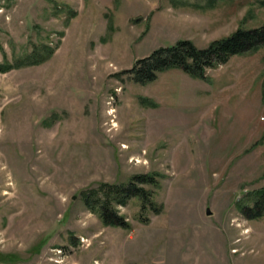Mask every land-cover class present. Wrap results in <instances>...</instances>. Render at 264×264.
<instances>
[{"label": "rangeland", "instance_id": "rangeland-1", "mask_svg": "<svg viewBox=\"0 0 264 264\" xmlns=\"http://www.w3.org/2000/svg\"><path fill=\"white\" fill-rule=\"evenodd\" d=\"M262 25L264 0H0V264H264L241 209L264 189V46L204 79L128 72ZM139 174L158 213L132 198L124 228L85 204Z\"/></svg>", "mask_w": 264, "mask_h": 264}, {"label": "trees", "instance_id": "trees-1", "mask_svg": "<svg viewBox=\"0 0 264 264\" xmlns=\"http://www.w3.org/2000/svg\"><path fill=\"white\" fill-rule=\"evenodd\" d=\"M261 46H264V25L239 27L230 35L214 40L206 47H199L193 41L183 39L174 45L156 49L151 55L138 59L128 72L136 82L142 84L155 80L159 72L173 67L204 79L208 68L227 63L232 56L251 52ZM45 51L35 52L28 56L26 62L15 65L40 63L54 53V49L49 46H46ZM0 67L3 70L10 69L13 64H0ZM146 183L157 185L158 180L154 174H139L126 184H103L101 191L85 192L84 202L89 209L99 214L105 224L129 228L131 224L119 212V205H126L130 199L136 197L142 201V212L147 209L156 213L160 211V206L153 199V191L142 186ZM241 209L249 219L263 216L264 189L256 192L252 205L244 204Z\"/></svg>", "mask_w": 264, "mask_h": 264}, {"label": "bare ground", "instance_id": "bare-ground-1", "mask_svg": "<svg viewBox=\"0 0 264 264\" xmlns=\"http://www.w3.org/2000/svg\"><path fill=\"white\" fill-rule=\"evenodd\" d=\"M109 110H110V112H113V111H114V108L110 107ZM110 112H109V113H110ZM112 126H114V127L118 126L116 120H113V121H112ZM123 146L126 147L127 145H126V144H123Z\"/></svg>", "mask_w": 264, "mask_h": 264}, {"label": "water", "instance_id": "water-1", "mask_svg": "<svg viewBox=\"0 0 264 264\" xmlns=\"http://www.w3.org/2000/svg\"><path fill=\"white\" fill-rule=\"evenodd\" d=\"M211 213V211L210 210H208V214H210Z\"/></svg>", "mask_w": 264, "mask_h": 264}]
</instances>
